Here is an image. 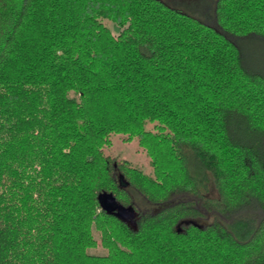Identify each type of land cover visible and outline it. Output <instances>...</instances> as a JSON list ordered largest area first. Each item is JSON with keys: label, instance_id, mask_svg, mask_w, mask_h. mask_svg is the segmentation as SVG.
<instances>
[{"label": "trees", "instance_id": "obj_1", "mask_svg": "<svg viewBox=\"0 0 264 264\" xmlns=\"http://www.w3.org/2000/svg\"><path fill=\"white\" fill-rule=\"evenodd\" d=\"M212 8L0 0V264H264V0Z\"/></svg>", "mask_w": 264, "mask_h": 264}, {"label": "rangeland", "instance_id": "obj_2", "mask_svg": "<svg viewBox=\"0 0 264 264\" xmlns=\"http://www.w3.org/2000/svg\"><path fill=\"white\" fill-rule=\"evenodd\" d=\"M173 6L180 7L186 12L197 16L209 23H214V12L212 8V0H170ZM114 34L117 33V27L109 22ZM250 51V59L254 62H263L264 60V43L260 39H248L243 42ZM148 126H152L149 124ZM104 153L117 158L129 160L133 165L143 169L147 173L152 172V167L149 161V156L139 147L137 140L124 141L122 135L112 136V145L104 148ZM131 192L141 208L156 209L157 205H151L139 193L131 189ZM216 190H212L211 195H216ZM98 238V233L96 232ZM91 253L102 254L105 252L103 247L98 246L89 250Z\"/></svg>", "mask_w": 264, "mask_h": 264}]
</instances>
